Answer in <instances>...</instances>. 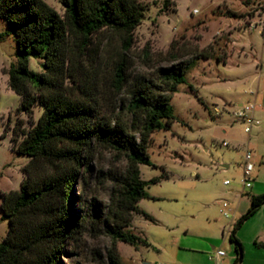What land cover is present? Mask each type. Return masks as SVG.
<instances>
[{
    "label": "rangeland",
    "instance_id": "1",
    "mask_svg": "<svg viewBox=\"0 0 264 264\" xmlns=\"http://www.w3.org/2000/svg\"><path fill=\"white\" fill-rule=\"evenodd\" d=\"M45 1L64 13L61 0ZM141 1L146 9L129 52L133 61L131 76L158 77L159 68L170 65L166 55L172 41L179 60L193 61L186 67L187 82L178 86L171 99L175 121L169 129L152 133L148 146L152 164L140 165L143 179L160 177L159 182L147 187L151 197L139 202L152 218L137 215L133 222L148 245L133 246L113 239L110 229L120 221L111 210V196L125 175L128 159L112 146L96 142L86 151L89 168L80 170L66 201L74 215L73 226L65 244L68 254L61 256L57 264H109L114 247L121 264H215L210 256L219 248L227 252L226 264L235 255L228 231L247 211L253 192L242 182L244 154L250 148L257 155L250 176L252 184L264 160V117H259L260 126L248 133L233 114L240 102L254 101L256 65L264 55V31L246 23L241 0H174L169 10L164 8L163 0ZM7 28V22L0 20V32ZM97 42L101 48L107 43L119 46L116 36L110 42L99 37ZM17 48L14 34L0 37V205L2 193L20 188L23 167L29 160L11 147L42 112L39 104L32 113L22 111L21 95L9 86L8 69L17 62ZM95 48L100 49L97 45ZM145 48L151 55L148 65L143 63ZM210 49L213 56L195 55ZM229 54L231 63L226 67L223 60ZM111 55L109 50L95 68L94 63L87 64L80 74V84L75 85V93L81 94L80 89L85 88L105 105L100 115L111 113L106 106L119 107L130 101L128 89L121 91L113 86ZM43 62L42 58L31 57L30 68L43 72ZM219 76L233 82L220 84ZM215 106L222 110L221 114L215 113ZM121 116L130 123L127 112ZM224 141L230 145L225 146ZM224 201L233 208L228 217L222 212ZM8 228L0 208V239ZM124 229L130 230V222Z\"/></svg>",
    "mask_w": 264,
    "mask_h": 264
},
{
    "label": "trees",
    "instance_id": "2",
    "mask_svg": "<svg viewBox=\"0 0 264 264\" xmlns=\"http://www.w3.org/2000/svg\"><path fill=\"white\" fill-rule=\"evenodd\" d=\"M61 1L64 13L45 0H0V20L8 25L0 37L14 34L18 43L17 62L8 69L9 86L21 95L22 111L32 113L37 104L42 107L36 123L11 147L29 160L23 167L20 188L2 193L0 208L9 228L0 239V264H57L61 256H67L65 244L74 215L66 201L80 170L89 168L86 151L96 142L112 146L128 159L125 175L111 196V210L120 221L110 229L113 239L133 246L148 245L131 226L135 213L152 218L138 202L151 197L147 187L159 182L160 177L143 179L140 165L152 164L148 152L152 133L169 129L175 121L171 99L178 86L187 82L186 67L193 62L179 60L172 41L166 55L170 65L160 67L158 77H132L129 52L143 21V2ZM163 5L169 10L175 1L163 0ZM114 36L118 47L107 43L101 48L97 42L99 37L110 42ZM96 45L100 49L96 50ZM109 50L113 55V86L121 91L128 89L130 101L119 107L106 106L111 113L100 115L105 105L85 88L80 89L81 94L75 93V85L80 84L86 65L94 63L95 68ZM214 54L213 49L195 53L196 57ZM31 57L44 60L43 72L30 68ZM150 61L145 48L143 63L148 65ZM125 112L130 115V123L121 116ZM263 204L264 193L251 195L249 208L231 230L229 240L237 252L233 264H238L243 252L237 230ZM129 222L130 230L124 229ZM109 256V264H121L115 247Z\"/></svg>",
    "mask_w": 264,
    "mask_h": 264
},
{
    "label": "crops",
    "instance_id": "3",
    "mask_svg": "<svg viewBox=\"0 0 264 264\" xmlns=\"http://www.w3.org/2000/svg\"><path fill=\"white\" fill-rule=\"evenodd\" d=\"M224 29H226V28H224ZM233 34L234 33H232V36H233ZM231 55L232 54H229L227 59L223 60L224 65L226 67L230 66L231 62L229 59H230ZM236 67L239 68L240 64H236ZM256 68L258 70V77H257L258 82H257L256 92L254 93V98H253L254 101L248 102V103L254 104L252 114L254 115V117L256 118V120L258 122L253 126L251 132L253 131V129L259 127L260 124L262 123V119L259 117H264V55L261 56L260 61L256 65ZM237 80H239V79H237ZM217 82L221 84V83L233 82V80L229 77L219 76V77H217ZM248 103L240 102L239 105L248 104ZM251 132H248V133H251ZM223 144L225 146L230 145V143L227 141H224ZM247 150H250L252 152L251 162L253 163V159L257 158L256 157L257 155L250 148ZM261 163L262 164L259 167V169L256 171V174L254 177L255 183L252 184V186H251L253 188V192H251V194L249 195L250 204H251V195H258V194L264 193V160L261 161ZM223 165L227 168L229 167V164L223 163ZM244 165H245V160H244ZM253 165H254V163H253ZM254 170H255V166H254L252 172ZM229 183H230V181L226 184H229ZM139 202H138V205L140 207ZM224 202L228 203L227 207L224 206ZM224 202L222 204V212L225 216L228 217L233 208H231L230 202H228V201H224ZM226 212L228 213L227 215H226ZM137 215L144 216L141 213H135L133 222H135V218ZM144 217H146V216H144ZM237 220H235L233 222L230 230L228 231V234H227L228 238H229V234H230L231 230L233 229ZM133 222H132L131 228L134 231H136L137 233H139L140 235H142L141 231H139L137 229V227L135 225H133ZM237 237L239 238V240L243 244V252H242L241 260L238 262V264H264V204L252 216H250L247 220L244 221V223L241 225V227L237 230ZM219 249H221V248H219ZM226 256H227V252L224 256H222L219 259L221 264H225V257ZM210 257L212 260H215L212 258V255ZM236 257H237V252L235 250V255H232L228 259L226 264H233ZM197 264H199V263H197Z\"/></svg>",
    "mask_w": 264,
    "mask_h": 264
},
{
    "label": "built area",
    "instance_id": "4",
    "mask_svg": "<svg viewBox=\"0 0 264 264\" xmlns=\"http://www.w3.org/2000/svg\"><path fill=\"white\" fill-rule=\"evenodd\" d=\"M241 3L244 8V12L246 13V22L250 28L260 27L261 31H264V0H241ZM197 11V9H195ZM254 104H241L238 108L233 112L234 116L241 120L245 125V131L251 132L253 126L258 122L254 115L252 114ZM214 111L216 114H220L222 110L218 107H214ZM252 152L247 150L244 155L245 165H244V174H243V186L251 187V174L254 168L253 163L251 162ZM229 180H225V183H228ZM224 206L227 207L228 203L224 202ZM228 213L226 212V215ZM226 254L225 250L217 249L212 258L215 259V264H221L220 258Z\"/></svg>",
    "mask_w": 264,
    "mask_h": 264
},
{
    "label": "water",
    "instance_id": "5",
    "mask_svg": "<svg viewBox=\"0 0 264 264\" xmlns=\"http://www.w3.org/2000/svg\"><path fill=\"white\" fill-rule=\"evenodd\" d=\"M144 264H150V263L145 262Z\"/></svg>",
    "mask_w": 264,
    "mask_h": 264
}]
</instances>
